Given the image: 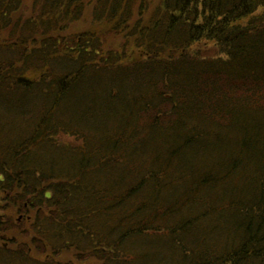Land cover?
Listing matches in <instances>:
<instances>
[{
  "label": "trees",
  "instance_id": "1",
  "mask_svg": "<svg viewBox=\"0 0 264 264\" xmlns=\"http://www.w3.org/2000/svg\"><path fill=\"white\" fill-rule=\"evenodd\" d=\"M0 264H264V0H0Z\"/></svg>",
  "mask_w": 264,
  "mask_h": 264
},
{
  "label": "rangeland",
  "instance_id": "2",
  "mask_svg": "<svg viewBox=\"0 0 264 264\" xmlns=\"http://www.w3.org/2000/svg\"><path fill=\"white\" fill-rule=\"evenodd\" d=\"M27 7H29V8L31 9V6H28V5H27ZM29 8H27L28 10H27V11L25 10L22 14H24V15H29V14H30V13H29V12H30ZM67 254H68V255H64V256H63L64 260H67V259H69V258L72 259L73 254H72V253H67Z\"/></svg>",
  "mask_w": 264,
  "mask_h": 264
}]
</instances>
